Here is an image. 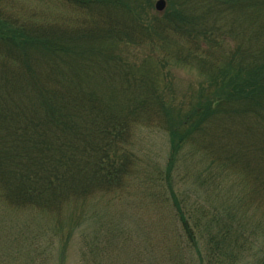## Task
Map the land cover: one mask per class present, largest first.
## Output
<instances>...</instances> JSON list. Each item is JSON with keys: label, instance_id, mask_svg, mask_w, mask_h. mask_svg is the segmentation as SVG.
Segmentation results:
<instances>
[{"label": "trees", "instance_id": "trees-1", "mask_svg": "<svg viewBox=\"0 0 264 264\" xmlns=\"http://www.w3.org/2000/svg\"><path fill=\"white\" fill-rule=\"evenodd\" d=\"M167 1L0 0V198L59 214L123 193L134 129L158 127L177 227L152 264H264V0ZM175 68L196 72L182 95ZM186 154L203 168L181 187ZM229 180L240 195L201 194Z\"/></svg>", "mask_w": 264, "mask_h": 264}, {"label": "rangeland", "instance_id": "rangeland-1", "mask_svg": "<svg viewBox=\"0 0 264 264\" xmlns=\"http://www.w3.org/2000/svg\"><path fill=\"white\" fill-rule=\"evenodd\" d=\"M156 1L152 11H157ZM145 53L139 49L136 56ZM171 72L177 93L182 95L196 72L189 68ZM131 148L136 155L135 172L118 195H97L59 214L14 209L0 198V264H92L91 256L86 261L83 254L93 246L101 264H152L167 259L162 249L174 244L177 227L174 210L164 198L166 191L159 186L169 153L168 133L158 127L137 126ZM202 168L186 154L174 171L176 180L181 187L187 186L189 181L186 184L182 177ZM215 185L203 188L201 194L219 201L240 195L233 181L221 182L218 188ZM242 208L253 215L254 221L249 218L245 224L250 231L258 214L246 205Z\"/></svg>", "mask_w": 264, "mask_h": 264}, {"label": "water", "instance_id": "water-1", "mask_svg": "<svg viewBox=\"0 0 264 264\" xmlns=\"http://www.w3.org/2000/svg\"><path fill=\"white\" fill-rule=\"evenodd\" d=\"M166 0H157L155 2V9L158 11V12H163L166 8Z\"/></svg>", "mask_w": 264, "mask_h": 264}]
</instances>
